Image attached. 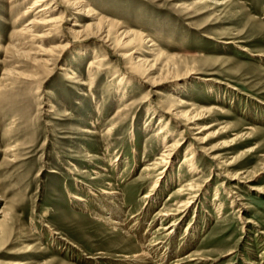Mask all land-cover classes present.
Here are the masks:
<instances>
[{
  "label": "rangeland",
  "instance_id": "1",
  "mask_svg": "<svg viewBox=\"0 0 264 264\" xmlns=\"http://www.w3.org/2000/svg\"><path fill=\"white\" fill-rule=\"evenodd\" d=\"M32 1L0 0V59L16 72L0 66V264H129L140 246V264H264V0H80L92 18L54 0L65 20L41 41L19 32ZM78 23L108 42L67 34ZM128 31L143 42L122 47ZM170 106L206 128L182 129ZM186 179L199 186L180 192Z\"/></svg>",
  "mask_w": 264,
  "mask_h": 264
},
{
  "label": "bare ground",
  "instance_id": "2",
  "mask_svg": "<svg viewBox=\"0 0 264 264\" xmlns=\"http://www.w3.org/2000/svg\"><path fill=\"white\" fill-rule=\"evenodd\" d=\"M62 2L63 3L65 2L69 6V8H72L73 10H76L78 12H84L86 17L92 18V17L95 16L94 13L92 12V10L88 8V5L86 4L85 1L82 2L80 0H62ZM56 4L57 3L54 0H33L31 5L28 7L27 10L24 11V14H23L24 17L25 16L27 17L29 15H32L33 17L26 24H24L23 27L20 28L19 32L23 33V34H27L28 33L29 36L33 40H40V41H41V38H43L44 36L48 35L50 33V31L53 30V29L59 31V33H60V30L57 29L58 25H59V24L57 25V23L61 22L63 19L65 20V17H64L65 15L64 16L62 14H58L57 16L53 15V12L56 11L55 10ZM99 21H102V19H100ZM94 25H95L94 23H92V24L89 23V24H87L85 26V25H81V24L78 23L77 25H74V26L79 27V29L78 28H70V29H68V33L67 34L72 35V36H76V37L83 36L82 38H86V39L87 38L88 39L89 38H91V39L98 38L100 40H104V41L108 42L109 37H110L109 36L110 35V33H109L110 30L105 29V28L103 29V27H100V26L96 27L93 30V26ZM39 26L40 27H47L46 31L41 32L40 34L32 33V32H36L38 30L37 28H39ZM59 26H61V25H59ZM132 33L133 32H129V31L128 32H122L121 33L122 34L121 37L122 38H126L127 40L125 39V41H124L122 39L123 40L122 44H121V42L119 40H117L118 44H120L122 47H126L127 45L129 46V45H131L132 43H134L137 40L139 41L138 43L143 42L142 38L140 37L141 35L139 36L138 34H132ZM60 36L64 37V41H67V42L69 41L67 39V35L65 36L64 34H62V32H61ZM18 44L19 43H14L13 46L17 47ZM66 44L67 43H64V45L57 44V45H55L53 47H50L49 50H44L43 54L45 55V53H48V51H50V52H55V51L58 52L59 51L60 52V50L62 48H64L66 46ZM118 44H117V46H118ZM127 57H128V55H127ZM133 59L134 58H130V62H129L130 66H131L130 68H131L132 74L136 75V77L137 76L138 77L139 76L142 77L143 76L142 67H143L145 62L144 61H133ZM49 60L50 59L48 57H46L42 61L47 63ZM101 60H99V61H101ZM6 64H7L6 59L5 60L4 59H0V66L4 67V69L2 71V74H1V80H4L7 77L12 76L13 74L16 73L13 69L6 68ZM89 64H91L90 66H94L95 63H93V61H91ZM98 64H100V63H98ZM5 85H7V84H3L1 86L3 87ZM1 86H0V88H1ZM150 86L153 87V86H156V84L153 83V84H150ZM183 104H184V102L180 101L176 105L177 106H181ZM171 107L172 106H170L167 109H165L164 112L166 114L171 115L174 119H176V124H181V126L183 127L182 129L187 131V130H191L192 127H198L200 129L206 128V127H202L201 128L198 125L196 126V124L198 123L197 119H200L202 117L201 116L202 111L193 110V112L192 111H186L185 113H183V112L178 113V112H174L175 110L172 111ZM181 121H183V122H181ZM160 130H162V129H160ZM108 132H110V131H108ZM175 146L176 145L173 144V143L172 144H168L166 146V150L163 153H161L160 156L155 158V160H158V162L153 160V162L148 164L149 165L148 167H150V166L151 167L150 168H146V169H148V170L149 169H153V171H154V168L159 163V160L162 159V157H170L174 153V151L176 149V148H174ZM194 157H195L194 152H190V153L186 154L183 157V159H182V164L187 165L190 173H192L191 171H195L196 170V166H195V163H194ZM214 159H215V157H214ZM156 185H157V180L154 181V183L152 185L153 188H155ZM182 186L183 187L178 189L180 192L184 191V190H187V189L191 191V189L199 186V184H197L193 180L189 179ZM151 190H152V188H151ZM102 192H103V194H105L106 196H108L110 198H114V197L116 198V196L118 195V191L115 188H109L107 191H102ZM93 195L96 196V194H93ZM175 195H179V193L175 194ZM147 196H148V194L145 195V197H147ZM173 196L174 195H172V197ZM74 199L77 200V201L82 200L78 196H74ZM178 203H180V202H178ZM171 209L169 208L167 210H164V212L160 213L159 214L160 218L164 219L166 217H173V216H176L178 214L177 212L179 211L178 210L179 206L176 207L175 210H171ZM0 214L1 215L3 214V210L2 209H0ZM104 222L109 223L111 225V227L113 228V230H115V231L121 230L118 227L122 226V224L120 225L119 221H113L110 218V216L105 217ZM176 224H177L176 222L175 223L174 222H170V224L165 225V226H161L160 225L158 227V230H163L164 232L167 231L166 235H171L175 231ZM119 235H120V232H119ZM120 237L121 238L125 237V239H127V243L129 242V240H128V238H127V236L125 234H124V237H122V235H120ZM152 238H154V237H152ZM156 244H157V242L155 241L153 243H150V245H147V247L148 246H155ZM143 247L140 246V250H138L137 252L133 253L130 256L129 255L125 256V261L130 262L129 264H140V263H143V261L146 259V257H149V255H150L149 252L147 250H145L146 246H145V248H143ZM187 258H188L189 261H196V260L203 259L201 257L194 256V254L187 256ZM177 261L180 262L181 259H178ZM178 264H180V263H178Z\"/></svg>",
  "mask_w": 264,
  "mask_h": 264
}]
</instances>
